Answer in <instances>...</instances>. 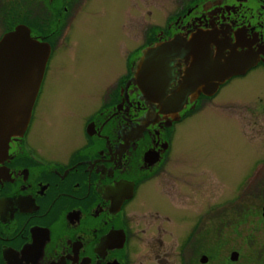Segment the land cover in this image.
Here are the masks:
<instances>
[{"label": "flooded vegetation", "instance_id": "af4514ba", "mask_svg": "<svg viewBox=\"0 0 264 264\" xmlns=\"http://www.w3.org/2000/svg\"><path fill=\"white\" fill-rule=\"evenodd\" d=\"M82 2L31 0L30 9L39 11H33L30 22L17 18L9 26L27 27L50 54L27 128L0 146V264H169L173 258L174 264H240V253L223 245L232 208L227 200L213 204L206 198L210 184L205 175L204 183L180 180L187 171L179 170L180 155L172 144L176 126L201 112L205 100L210 102L231 81L264 69V54L255 47L256 66L232 77L213 96L200 95L194 105L188 103L177 121L159 110L160 104L145 99L131 78L143 48L178 33H227L233 41L239 35L253 48H264V0H183L165 27L156 25L132 50L123 77L103 102L86 109L89 117L81 118L82 125L77 120L80 137L67 159H52L34 144L31 131L55 44L63 43V33L58 34L64 13ZM13 5L18 9L17 2ZM178 68L182 70L175 61L171 69L177 74ZM176 87L177 81L171 89ZM255 165L249 199L242 196L240 182L241 194L231 202H236L238 214L245 211L243 202H252L263 217L264 159ZM164 180L173 183L170 189ZM165 222L171 224L169 229ZM167 240L172 245H166ZM256 254L261 264V242Z\"/></svg>", "mask_w": 264, "mask_h": 264}, {"label": "rangeland", "instance_id": "374dc122", "mask_svg": "<svg viewBox=\"0 0 264 264\" xmlns=\"http://www.w3.org/2000/svg\"><path fill=\"white\" fill-rule=\"evenodd\" d=\"M30 1L18 0L17 9L10 4L12 0H0V37L14 29L9 30V26L17 18L30 22L33 11H39L38 7L30 9ZM181 2L83 0L77 8L71 6L64 13L58 34L63 33V43L55 44L54 59L36 111L31 131L34 144L52 159L66 160L80 137L77 120L82 125L81 118L89 117L86 109L103 102L123 77L124 63L132 50L143 44L156 25L165 27ZM202 105L201 112L176 126L172 149L180 155L179 170L187 171L180 180L204 183L207 179L210 186L206 198L213 204L228 201L227 206L232 209L229 214L226 212L223 245L240 253V264H258V242L264 245L263 217L252 202H243L245 211L238 214L236 202L231 201L241 193L244 199L252 194L255 161L264 159V144L259 143L264 142V69L231 81ZM164 182L170 189L173 183ZM173 204L170 206L177 210ZM170 225L165 222V229ZM171 241L165 244L172 245ZM174 263L175 259H170L169 264ZM260 263L264 264V258Z\"/></svg>", "mask_w": 264, "mask_h": 264}, {"label": "water", "instance_id": "95a60500", "mask_svg": "<svg viewBox=\"0 0 264 264\" xmlns=\"http://www.w3.org/2000/svg\"><path fill=\"white\" fill-rule=\"evenodd\" d=\"M235 38L233 41L227 33L218 36L201 30L175 34L141 50L131 82L145 99L160 104L159 110L177 121L188 103L194 105L200 95L213 96L232 77L243 76L259 62L255 47L263 54L264 48H253L239 35ZM49 54L25 26L1 37L0 146L27 128ZM175 61L182 66L177 74L171 69ZM175 81L177 87L171 89ZM234 256L232 253V261Z\"/></svg>", "mask_w": 264, "mask_h": 264}, {"label": "bare ground", "instance_id": "6f19581e", "mask_svg": "<svg viewBox=\"0 0 264 264\" xmlns=\"http://www.w3.org/2000/svg\"><path fill=\"white\" fill-rule=\"evenodd\" d=\"M18 0H12V2H10V4L14 3V2H17ZM12 138V137H11Z\"/></svg>", "mask_w": 264, "mask_h": 264}]
</instances>
